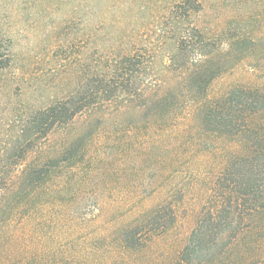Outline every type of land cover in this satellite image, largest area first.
Segmentation results:
<instances>
[{"label": "rangeland", "instance_id": "rangeland-1", "mask_svg": "<svg viewBox=\"0 0 264 264\" xmlns=\"http://www.w3.org/2000/svg\"><path fill=\"white\" fill-rule=\"evenodd\" d=\"M191 30L201 39L183 44L169 73ZM0 44L9 58L0 70V264H12L16 244L38 243H55L67 264H171L230 144L202 135L184 113L170 126H147L135 101L96 97L95 77L139 52L145 81L172 85L185 61L204 54L216 75L211 96L264 89V0H0ZM60 101L83 108L45 133L43 112ZM65 152L71 181L31 199L19 184L26 169ZM164 201H174V224L140 249H121L122 229ZM251 223L225 264H264V220ZM38 224L47 225L40 234ZM223 238L198 259L221 250Z\"/></svg>", "mask_w": 264, "mask_h": 264}, {"label": "trees", "instance_id": "trees-1", "mask_svg": "<svg viewBox=\"0 0 264 264\" xmlns=\"http://www.w3.org/2000/svg\"><path fill=\"white\" fill-rule=\"evenodd\" d=\"M200 36L198 31L191 30L180 39L177 54L166 68L169 73L175 71L172 67L175 59L185 57L183 44L195 37L201 39ZM142 56L132 52L112 60L102 72H97L95 78L100 85L94 94L104 101L114 99L117 94L125 96L128 102L135 101L138 109L148 111L147 126H170L184 113L183 119L191 121L202 135L230 144L227 159L211 185L195 226L171 263L225 264V254L231 252V247L253 233L252 223H247L264 220V89L236 86L217 97L211 96L208 88L216 75L208 68L211 59L207 60L204 54L197 60L185 61L176 72L178 80L172 85L145 81ZM8 64L7 51L0 44V70ZM82 108L67 101L47 108L42 120L46 125L45 133L54 123L73 119ZM70 158L65 152L61 156L47 157L41 164L30 165L21 178L20 187L31 199L39 192L51 197L49 194L64 189L71 181L67 174L71 169ZM174 201H164L127 224L121 231V249L137 250L162 236L168 229L166 223L170 227L176 220ZM37 227L40 234L47 225L38 224ZM21 236L28 239L26 235ZM224 236L226 243L221 250H213L203 262L198 259L207 257ZM59 249L55 243H38L34 248H21L16 244L11 261L12 264H67L68 257H61Z\"/></svg>", "mask_w": 264, "mask_h": 264}]
</instances>
